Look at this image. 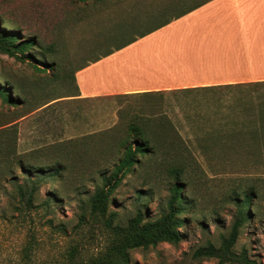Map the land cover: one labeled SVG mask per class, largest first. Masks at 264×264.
I'll use <instances>...</instances> for the list:
<instances>
[{"label": "rangeland", "instance_id": "1", "mask_svg": "<svg viewBox=\"0 0 264 264\" xmlns=\"http://www.w3.org/2000/svg\"><path fill=\"white\" fill-rule=\"evenodd\" d=\"M207 1L0 0V27L26 29L38 44L24 61L0 50V86L20 99L8 105L0 98V264L99 262L116 227L138 210L146 220L160 217L177 181L189 208L181 241L134 249L130 264H238L244 253L264 264V145L239 131L244 104L264 96V86L77 98L83 67ZM143 50L121 55L138 61ZM131 123L146 127L155 154L119 184L105 215L95 213L90 196L120 157L118 143L134 139ZM58 163L60 176L41 180L40 170ZM22 165L32 167L37 186L31 204L19 192L31 185ZM248 193L251 218L229 258L199 256L209 244L222 246Z\"/></svg>", "mask_w": 264, "mask_h": 264}, {"label": "crops", "instance_id": "2", "mask_svg": "<svg viewBox=\"0 0 264 264\" xmlns=\"http://www.w3.org/2000/svg\"><path fill=\"white\" fill-rule=\"evenodd\" d=\"M130 45L81 70L79 100L264 82V0H211Z\"/></svg>", "mask_w": 264, "mask_h": 264}, {"label": "trees", "instance_id": "3", "mask_svg": "<svg viewBox=\"0 0 264 264\" xmlns=\"http://www.w3.org/2000/svg\"><path fill=\"white\" fill-rule=\"evenodd\" d=\"M207 2L198 5L197 7L178 17L173 18L172 20L156 26L151 31L141 32L139 36L128 38L123 44L114 48L104 57L129 46L138 39L166 26L173 20L188 14ZM4 23L8 24L9 21H5ZM26 32L29 31L19 27L13 31H8L0 27V50L10 56H16V58L19 60L24 61L26 58L28 60L33 59L30 49L32 47L38 46L37 37L25 38L24 33ZM122 32H124V28ZM49 66L52 71L55 70L54 64H50ZM262 86H264V82L205 87L201 89H194L193 91L246 88L249 92H251V90L255 89V87ZM11 94L12 93H10L9 88L0 86V98L5 104H19L20 99L18 97H14ZM244 108L248 113V118L247 122L241 125L239 131L252 137L254 140H257L259 142L257 143L259 146L262 144L264 145V96H260L257 100L250 98L244 104ZM128 132L132 134L134 139L132 141H122L118 143V148L121 152L120 157H114L112 159L110 162L112 169L109 175L103 177L102 188H98L95 193L90 196L89 201H91V208L95 213L99 212L105 215L107 212L108 202L110 201L112 194L114 192L119 193V184L124 180L129 172L133 170L135 166L142 163L143 158L155 154V147L149 138L146 127L140 126L136 123H131L128 127ZM58 164V167L54 170H40L38 175L40 176L41 180H47L49 177L55 178L60 176L61 171H63V167L60 163ZM20 171L27 177H29L30 173L33 172L32 167H25L24 165L20 167ZM28 179L31 180V185L25 187L20 186L19 192L20 195L26 199L27 203L31 204L34 201V197L37 192V186L30 177ZM184 190L185 187L178 181L171 186L170 196L165 202V206L161 209L160 217L157 219L146 220L142 211L138 210L137 215L128 222L126 227H116V237L108 251L109 254L99 262L97 261L93 264H130V252L134 249H147L149 247H155L159 243L163 242L172 244L179 243L182 239L181 227L186 222L182 218V215L189 211V208H187V203L185 202L186 200L183 197ZM141 199H148V194L145 198L142 197ZM251 207H253V196L251 193H248L241 202L237 219L231 227L229 236L224 238L222 246L219 249H216L213 244H209L207 247L199 249L197 254L199 256L207 257H221L222 255L229 258L230 250L238 240L240 228L244 227L245 223L251 218V216H248V209ZM108 220L110 226L113 219L110 217ZM235 260L238 264H258L256 261L250 260L245 253Z\"/></svg>", "mask_w": 264, "mask_h": 264}]
</instances>
